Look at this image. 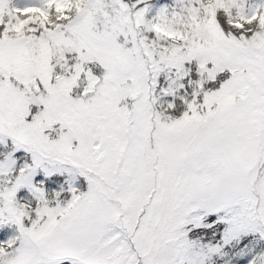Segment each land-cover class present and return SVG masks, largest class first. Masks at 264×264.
Returning <instances> with one entry per match:
<instances>
[{"label":"snow or ice","instance_id":"1","mask_svg":"<svg viewBox=\"0 0 264 264\" xmlns=\"http://www.w3.org/2000/svg\"><path fill=\"white\" fill-rule=\"evenodd\" d=\"M0 264H264V0H0Z\"/></svg>","mask_w":264,"mask_h":264}]
</instances>
